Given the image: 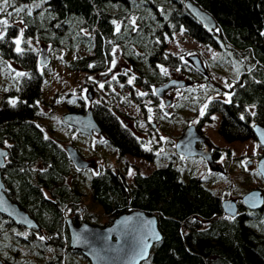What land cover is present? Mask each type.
I'll use <instances>...</instances> for the list:
<instances>
[{"label": "trees", "instance_id": "trees-1", "mask_svg": "<svg viewBox=\"0 0 264 264\" xmlns=\"http://www.w3.org/2000/svg\"><path fill=\"white\" fill-rule=\"evenodd\" d=\"M192 1L215 18L214 28L207 30L186 10L183 0H42L57 13L58 19L56 31L42 40L50 43L51 48L57 46L74 52L66 65L69 70L85 74L104 69L111 60V49L117 46L135 70V79L129 84V74L118 73L110 82L119 88L127 87L129 95L139 103L147 96L158 105L160 98L151 91V85L168 79L159 65L187 69L202 77L180 54L166 49L167 38L182 29L196 40L217 48L221 57L236 62L228 98H208L205 93L200 99L207 108L204 107L203 115L197 109V129L202 132L201 126L218 112L217 130L225 139L254 137L252 124L264 125V0ZM116 24L120 25L119 32ZM9 25L4 40L0 41V60L10 80L0 100V145L7 148L0 172L6 194L40 228L15 224L0 213L3 264H76L79 259L75 257L87 258L69 247L66 215L75 223L86 220L103 224L135 208L155 214L162 233L140 264H264V205L252 209L237 199V214H225L220 202L229 181L223 188L214 189L206 184L214 176L211 173L207 172L204 178L197 175L183 178L182 169L171 157L181 159L171 140L168 147L172 150L166 154L146 147L104 99L94 100L91 109L118 161L126 154L150 161L168 157V161L148 173L136 170L130 180L125 178L126 164L124 169L117 164L95 172L76 167L64 149L63 138L45 133L37 121L53 112L52 107L48 112L41 109L47 66L40 68L39 53L28 43L21 44L22 52L15 50L19 26ZM33 27L30 24L24 28L25 41ZM9 60L24 70L18 73L25 75L14 73L7 65ZM137 87L147 95H139ZM77 90L64 88L57 93L66 101V111L84 110ZM191 92L186 95L193 100ZM118 98L117 92H109V100ZM13 100L15 106L10 102ZM60 116L57 125L73 131L74 127L64 123ZM220 153L221 148L214 145L213 159ZM256 175L264 193V181L257 171ZM87 179L91 199L99 202L108 216L102 223L90 221L87 215L96 216L92 210L84 208L88 218L80 217L76 210ZM67 209L71 214H67Z\"/></svg>", "mask_w": 264, "mask_h": 264}, {"label": "rangeland", "instance_id": "rangeland-1", "mask_svg": "<svg viewBox=\"0 0 264 264\" xmlns=\"http://www.w3.org/2000/svg\"><path fill=\"white\" fill-rule=\"evenodd\" d=\"M0 7H5V13L0 14V19L7 18L9 23H16L19 26V30L33 24V31L29 33L27 38V40H31L29 45L37 50V53L40 52L41 48L45 47L49 55L41 91V103L43 104L41 109L48 112L49 107H52L53 112L37 121L43 126L45 133L50 134L51 132V136L55 138L62 137L63 144H74L80 155L90 159V165L85 168L90 172H95L104 166L116 167L118 164L117 157L114 152H111V145L107 144L106 138L102 133L96 132L90 135L78 132L75 129L68 131L64 126L57 125L58 117L66 111L67 107L66 101L62 100L60 95L57 94L60 90L72 88V91L78 92L76 89L79 88V95L83 99L84 107L91 106L94 100L104 99L108 101L111 108L118 113L122 122L143 140V145L166 154L172 150L168 147V142L171 140L172 144H174L177 136L187 124L196 123L198 118L197 109L199 108V113H201L205 106V101L200 103L202 96L208 93V98H228V89L235 79L236 62L234 59L221 57V53L217 48L196 40L180 29L175 31L172 37L167 38L166 49L180 54L183 60L189 64L191 63L188 56L198 55L205 68L204 71H200L202 77L187 69L159 65L161 70L167 69L168 78L184 79V84L165 90L164 94L159 96L158 105L154 104L147 96H144L141 99V103H139L129 95L127 87L122 86V88H119L110 82L118 73L129 74L128 79H131L136 73L129 61L121 55L117 46H113V48H116L115 54H113V48L111 49L112 57L105 69L86 72V74L69 70L66 62L74 57V52L66 51L57 46L51 48L50 43H45L42 40L51 31H56L54 26L58 25V19L54 10L48 8L42 0H9L7 6L3 4V0H0ZM16 8H24V11L17 14ZM29 11L31 12L30 15L28 14ZM7 12H11L13 15L7 17ZM214 59H217L218 62L213 63L212 60ZM113 60L116 61L115 67L112 66ZM224 61L227 63H223ZM7 65L13 69L14 73L24 71L11 60L7 61ZM42 66L44 65H41L40 68ZM9 81L3 68V61L0 60V100L3 97V89L8 86ZM101 84H103V88L100 87ZM153 86L154 84L151 85L152 92ZM136 89L138 94L146 92L141 87ZM111 90L117 92L119 95L118 99L112 101L108 99V94ZM189 91H192L193 100L187 96ZM89 93L93 94L91 98L88 96ZM166 99H169L167 104H165ZM140 104L143 105V108ZM219 119L220 114L215 112L211 120L201 126L202 133L207 137L208 142L212 146L216 145L221 148V154L215 159L218 166H211L207 161L205 165V161L199 155H181V159L174 156L171 157L174 164L182 169L183 178H188L190 175L204 178L207 172L211 173L214 176L206 184L214 189L224 187L225 183L229 181V185L222 187V196L223 198L233 197L237 200L247 189L262 186L259 177L256 175V161L259 155L262 154L263 149L255 137L225 139L217 130ZM167 161L168 157L150 161L139 156L126 154L125 162L119 165L124 169V164H126L124 170L125 178L130 180L132 176L129 175L130 170L133 173L136 170L148 173L156 165H161ZM242 161H249L247 169L242 164ZM85 185L86 190L80 207L76 209L79 216H88L90 221H97L98 223L106 221L108 216L102 211L101 205L90 197L88 179ZM84 208L92 210L96 216H86ZM67 214H71L69 209H67ZM75 258L79 259L76 264L89 263L87 259Z\"/></svg>", "mask_w": 264, "mask_h": 264}, {"label": "water", "instance_id": "water-1", "mask_svg": "<svg viewBox=\"0 0 264 264\" xmlns=\"http://www.w3.org/2000/svg\"><path fill=\"white\" fill-rule=\"evenodd\" d=\"M183 4L186 10L207 30L216 26L215 18L197 3L192 0H183ZM188 58L198 71L205 70L198 55H190ZM47 60L46 48L43 47L38 54V63L44 65ZM183 84L184 79L171 77L165 82L153 86V92L162 96L168 88L179 87ZM168 102L169 99H166L165 104ZM61 119L81 133L91 134L93 130L101 131L90 106L83 111H64ZM252 131L263 149V153L256 161L257 171L261 173L264 172V143H262L264 141V125L255 122L252 124ZM197 143H203V146H198ZM173 147L177 154L199 155L211 166H218L212 157L207 138L197 129L195 123L187 124L182 129ZM64 149L76 167L85 168L89 165L90 160L82 157L74 144L65 143ZM0 151L7 154V148L4 145H0ZM5 157L0 156V166L4 164ZM260 176L264 181V175ZM4 187L0 172V213L8 216L15 224L40 228L35 219L6 194ZM239 200L248 208H262L264 205L263 190L261 187L247 189L241 194ZM220 204L225 214L231 216L237 214L238 204L235 198L224 197ZM64 221L68 232L69 247L79 251L90 264H140L148 257L152 244L159 240L156 239V236L158 235L160 238L162 236L156 215L138 208L121 212L103 224H95L86 220L75 223L70 215H66ZM0 264H3L1 259Z\"/></svg>", "mask_w": 264, "mask_h": 264}, {"label": "snow or ice", "instance_id": "snow-or-ice-1", "mask_svg": "<svg viewBox=\"0 0 264 264\" xmlns=\"http://www.w3.org/2000/svg\"><path fill=\"white\" fill-rule=\"evenodd\" d=\"M3 4L5 6H7L9 4V0H3ZM15 11L18 14V13L24 11V8H16ZM4 13H5V7H0V14H4ZM28 14L30 15L31 12L29 11ZM6 15H7V17H11L13 15V13L7 12ZM113 23H116V22L114 21ZM131 24L133 25V30H135V20L134 19L131 20ZM9 26H10L9 25V19H7V18L0 19V41L4 40V38H5L6 34H7V28ZM119 31H120V25L116 24V32H119ZM14 43L16 45V49L15 50L18 53L23 51V49L20 47V45L22 43H28V44L31 43V40H27V41L24 40V29L23 28H21L19 30V35L16 38H14ZM115 52H116V48H113V54H115ZM181 59H183V57H181ZM115 64H116V61L113 60L112 61V66L115 67ZM89 66L91 67L92 65H89ZM109 71H111V69H109ZM162 71L164 72L165 75L168 74L167 69H162ZM17 75L22 76V75H25V74L24 73H18ZM115 78L116 77L114 76L113 79H115ZM134 79H135V77L133 76L131 79L128 80V83L129 84L133 83ZM100 87L103 88V84H101ZM139 95L143 96V95H147V93H139ZM10 102L13 104V106H15V103H16L15 100L10 101ZM204 107L207 108V105H205ZM149 111H151V109H149ZM203 114H204L203 111H201V115H203ZM162 139H164V138H162ZM262 143H264V141H262ZM6 155H7L6 153L0 151V156H6ZM248 163H249V161H242V164L245 166L246 169H247V164ZM133 174L134 173L130 170L129 171V175H133ZM259 174L260 175H264V172H261ZM253 195H255V194H253ZM40 239H44V237H40ZM156 239H160V237L157 235Z\"/></svg>", "mask_w": 264, "mask_h": 264}, {"label": "flooded vegetation", "instance_id": "flooded-vegetation-1", "mask_svg": "<svg viewBox=\"0 0 264 264\" xmlns=\"http://www.w3.org/2000/svg\"><path fill=\"white\" fill-rule=\"evenodd\" d=\"M201 60V59H200ZM192 65V64H191ZM192 67L193 68H195L193 65H192ZM196 69V68H195ZM139 88V87H138ZM90 94V96H89V98H91L92 96H93V94L92 93H89ZM96 132H100L101 133V131H95V130H93L92 131V133L90 134V135H92L93 133H96ZM197 145L198 146H203V143H197ZM213 148V146L209 143V149L211 150ZM221 154V153H220ZM90 163H91V161H90ZM90 165V164H89ZM88 165V166H89ZM220 167V166H219Z\"/></svg>", "mask_w": 264, "mask_h": 264}, {"label": "bare ground", "instance_id": "bare-ground-1", "mask_svg": "<svg viewBox=\"0 0 264 264\" xmlns=\"http://www.w3.org/2000/svg\"><path fill=\"white\" fill-rule=\"evenodd\" d=\"M46 52H47V50H46ZM47 55H48V53H47ZM48 57H49V55H48ZM48 61V60H47ZM47 63V62H46ZM44 65H46V64H44Z\"/></svg>", "mask_w": 264, "mask_h": 264}]
</instances>
